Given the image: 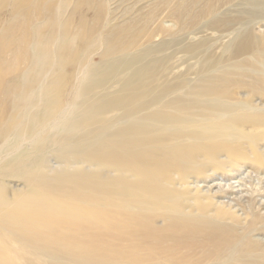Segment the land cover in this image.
<instances>
[{
  "label": "bare ground",
  "instance_id": "6f19581e",
  "mask_svg": "<svg viewBox=\"0 0 264 264\" xmlns=\"http://www.w3.org/2000/svg\"><path fill=\"white\" fill-rule=\"evenodd\" d=\"M85 1L90 9L96 8L95 19L82 15L76 26L85 31L89 39L95 33L102 49L98 51V61L81 66L89 77L83 88L88 99L72 108L73 116L66 124L71 127L82 124L83 119L74 117L78 108L77 115L83 114L85 120L100 116L99 123L70 139L65 150L56 153V165H48V160L42 159V169L35 179L55 185V191L50 189L53 186L48 188L55 197L46 188L45 193H35L41 197L45 194V201H42L45 195L42 200L29 195L27 189L32 184L29 182L25 183V192L19 194L0 187V205L7 203L6 209L16 202L25 205L26 212L21 210L17 216L13 215L25 218V214L35 210H29L30 207L35 204L37 212L38 203L39 206L44 203L42 214L34 217L31 212L30 217H26L32 219V223L34 220L35 224L30 227H38V231L47 227L49 229L44 230L47 238L53 236L50 240L55 238L61 248L64 244L77 249L75 253L57 249L49 254L41 247L35 249L38 255H46L45 261L50 263L59 264L64 259L77 264H152L158 256L148 258L146 252L144 256L148 259H143L144 251L140 252L151 247L148 248V244H152L148 234L159 235L163 229L183 228L181 224L187 220L208 223L230 218L244 233L235 236L233 227L221 226L229 239L216 253L200 259L199 264H264V238L254 235L262 227L257 225L253 213L245 212L244 216L238 213L250 203L246 184L242 178L231 182L237 177L235 172L240 170L241 164L252 162L264 170V0H108L107 14L103 5L95 6L93 0ZM27 2L16 0L14 3L17 10L26 8L23 10L26 11L25 19L16 25L23 31L19 35L9 32L3 37L6 43L0 45V55H3L0 58V88L3 68L13 65L12 74L16 75L25 62L27 33L24 28L39 24L48 16L38 13L37 7H25ZM80 2L83 4L84 0ZM133 6L137 11L145 9L146 13L124 16ZM166 19L171 23L165 24ZM213 47L219 48V56ZM178 60L186 62L183 71L178 69ZM227 60H234L235 64L227 65ZM232 70L238 76L240 90L236 93L231 89ZM48 73L31 90V94L40 95L42 101ZM119 74L124 75L117 82V90H109L112 87L109 81ZM245 77L250 79L246 81ZM93 88L99 91L88 97ZM43 105L47 107L46 99ZM37 107L28 108L26 116ZM62 115L53 121H58ZM23 138L27 139L25 136L20 139ZM9 148H0V155ZM9 160L3 158L1 165ZM216 180L219 181L215 183ZM222 193L231 201L219 200ZM52 198H58L60 203ZM256 203L264 209V200L259 198ZM249 216L251 219L247 220ZM157 219L161 221L157 223ZM85 225L98 231L103 227L105 231L109 229V234L106 231L108 235L103 236L113 238L110 243L113 248L105 249L103 242L106 241L101 242L99 238L95 239L98 242L93 237L90 239L94 242L82 240V236L87 235L81 234L80 228ZM184 228L188 230L189 227ZM74 229L81 237L78 239L74 233L76 242L71 240L73 233L70 237L67 235L69 239L64 233L74 232ZM132 229L140 237L141 231H144L141 234L148 233L149 243L141 238L132 237L136 240L127 243L122 239L126 253L120 251L123 255H116L119 239ZM34 230L31 229L32 233ZM38 231L36 228L34 234L39 235L41 231L39 234ZM49 242L53 243L48 241L47 246ZM199 242L200 248L202 242ZM57 243L53 246L59 245ZM24 244L31 247L28 242ZM188 244L189 247L191 243ZM192 244L191 247L195 245ZM193 252L196 251L193 249ZM160 255V262H169Z\"/></svg>",
  "mask_w": 264,
  "mask_h": 264
},
{
  "label": "rangeland",
  "instance_id": "374dc122",
  "mask_svg": "<svg viewBox=\"0 0 264 264\" xmlns=\"http://www.w3.org/2000/svg\"><path fill=\"white\" fill-rule=\"evenodd\" d=\"M15 1L16 0H0V45H3V43H6L3 40V37L5 35L10 34L9 32H13L16 35H19L23 31L21 28L16 27V25L21 23L25 19L26 11H23V10H25L26 8L24 7L21 8V11L17 10L16 8H14ZM78 1L80 2L81 0H28L27 5L25 6V7H28V6L37 7L38 13L41 12V14L44 15L43 17H45V15H48V16L46 17V19L42 20L39 24L33 23V24H30L28 27L24 28V30L27 33V42H26L27 47L25 50L26 51L25 62L23 66H21L22 68L21 71L17 72L16 75H13L12 72L15 67L13 65H6L3 68V72H2L4 74V77H3L1 88H0V148H2L3 146H10L11 149L9 148L3 151V154L0 155V187L3 188L5 191L7 190V192L14 191V193L16 194L17 193L19 194L20 192H25V187H26L25 183L28 184L29 182H31L32 184H29L30 186L27 189L28 194L35 195L36 198H38L39 200H42L45 194H42V197L40 194L45 193L46 192L45 190H48V192H50L48 189L50 183L48 184V182H46L45 184L46 185L48 184L47 185L48 187L47 186L45 187V184H43V182L45 181L40 180V179L38 181V179H35V176L37 175L39 169L40 168L42 169L41 167L42 159L46 158L48 160V165H56L57 164L56 163V160H57L56 153L59 151L65 150L66 143L68 141H71L70 139L73 140L77 138L81 134L83 129H86L90 126H95L97 123H99L97 120H100L99 118L100 116H95L93 120H85L83 114L77 115V113H80V109L78 108L76 109L77 112L75 111L74 117L78 116L80 119H83L82 124L79 127L77 126L71 127L70 124L68 123L66 124V121L70 119L71 115L73 114L71 113L72 108L75 105L77 108L78 105L82 103L84 99L87 98L86 94L83 93V88L85 84L87 83V81L89 80V77L85 76L86 74L84 73V70H83L84 68L82 69L81 66L85 65L84 67H87L86 65H88L90 61H94V62L98 61L99 60L98 51L99 50L101 51L102 49L101 47L102 43L100 41L98 42L96 41L95 33L93 35V38L89 39L86 32L83 30L80 31L79 28H77L76 26L79 22L78 21L79 17H81L82 15H85L90 20L95 19L94 11H96V8L94 7L90 9V7H88V5L85 4L87 3L85 0L83 4L82 2L79 3ZM92 3L95 6H97L98 4L103 5L105 9V14L108 13V8H109L108 0H102V1L93 0ZM132 3L134 4V2ZM54 9L56 10V12ZM145 13H146L145 9L137 11L136 8H134L133 6L127 12L124 13V16L134 17V16L143 15ZM58 14L61 17H59ZM96 23H97V26H99L98 25L99 22H96ZM169 23H171L170 19H166L165 24H169ZM213 49L217 56L221 54V51L219 50V48L213 47ZM93 50H94V53H93ZM2 56L3 55H0V58H2ZM13 61H14V58H13ZM181 61L182 60H178L177 62V64L179 65L178 66L179 71H183L186 66V62H181ZM225 62L227 65H231V66L235 64L234 60H227ZM76 67L78 68L76 69ZM75 69L77 73H75ZM231 72L232 74H230V78L232 79L231 83L233 84L231 86V89H232V92L236 93L237 91L240 90L237 86V84H239L237 83L238 76L235 70H232ZM46 73H48V75L46 79L47 81L45 80V84L43 85L45 88L43 90V95H42L43 101H42L41 99H39L40 95L37 96L36 93L32 95L31 90L36 87L39 80H41V78L43 79L42 76L45 75ZM121 75H124V74H119L118 76H114L112 78L113 80L111 79L109 81V84L112 85V87H109V90H114V89L117 90L118 88L117 82L119 81ZM249 79L250 77H245L246 81H248ZM107 86L109 85L107 84ZM98 91H99V88H93L92 92L90 93L88 97L93 96ZM58 95L60 97H58ZM45 99L47 100V103H48L47 107L43 105ZM32 106H38V107L37 109L32 111V113L29 114V116L27 117L26 116L27 109L28 108L30 109V107ZM61 113H63L62 117L58 121H53ZM21 136H25L27 139L25 138L20 139ZM3 158H10V160L7 163L1 165L2 163L1 161L3 160ZM245 162H248V161H245ZM248 163L249 164H241L240 170L238 172H235L237 174L235 176L237 177L232 178L233 180L231 179V182H234V180L237 181L239 178H242L244 181L243 183L246 184L245 190L247 191V193L246 192L245 193L246 195L248 194L250 195V199H249L250 203L243 209V211H239L238 213L239 214L242 213L241 216H244L245 212H248V214L253 213V215H255L256 217L255 219H257V225L260 224V226L262 227V230L256 231L254 235L258 238L259 237L264 238V214H262L264 209H261L260 207H258L256 203V200L259 198L261 200H264V195H261V194H264V170H260L258 166L255 165V163H252V162H248ZM259 177L261 179H259ZM218 181L219 180H216L215 183H217ZM39 183L40 185L42 184L41 187L40 185H38ZM199 184L202 185L203 183L200 182ZM235 184H237V182ZM50 186H53V188L50 187V189L53 190L55 185H50ZM36 192H40V194L37 193L36 195L35 194ZM50 193L52 197L56 196V195H52L53 194L52 192ZM45 199H46V195L42 201H45ZM52 199H54L55 202L56 201L59 202L58 198L56 199L52 198ZM218 199L224 200L227 202L231 201V200L229 201V198L225 197L223 193L220 197H218ZM207 201L208 199H206V202ZM42 203L40 205L41 207L39 206V203H38L37 206L41 210L37 208L39 210V211L37 210V212L35 211L36 210L35 204H34V207L32 208L30 207L29 210H32L34 208L35 212L29 211L27 214H25L26 217L27 218L30 217L31 212L34 215V217L36 216L37 213L42 214L43 213L42 205H44V203L43 204ZM5 205L7 206V203L5 202H3V204L0 205L2 207L1 208L2 211L0 214L1 215L0 216L1 218L0 232H2L1 234L2 236H0L1 238L0 239V259H2V261H0V264H6L7 262L8 264L9 263H13V264H55V263L46 262L45 261L47 259L46 255L40 256L36 253L35 249L39 247H41L42 249H45L48 252V254L53 251H58V250L66 251V252H70V250L71 251L73 250L72 253H75L77 251L76 248L74 249L71 246L73 248L72 249L71 247H68V245L65 246L64 244H61L62 246L61 248L60 243L55 242L56 241L55 238L50 240V238L53 237L51 235H49L50 237L47 238L48 235L47 237L44 235V232H45L44 230L47 227L43 226L44 228L42 230L40 229L39 231H38V227H36L38 234L41 231L40 234H43V236L40 234L39 235L34 234L36 232L35 226H34L35 230L34 228H32L33 226L30 227L31 225L35 224L34 220L32 223L31 222L32 219H29L30 220V223H29L27 222L28 219L26 217L25 218L21 217L23 215H21L18 218L16 217L17 214H19L18 212H20L21 210L22 211L26 210L25 205L19 204L16 202L15 204L11 205L10 209H6ZM15 214L16 216H13ZM22 218L25 221H23ZM249 219H251V217L248 218L247 220ZM160 221L161 219H157V223H159ZM186 222L181 224L183 228L181 226H178V227H181L180 229L182 230L174 227V229L172 228L163 229L159 235L157 234L151 235V234L146 233L148 234V239L150 240V242H152V244L149 243V240L147 239L146 234H141V232L143 233L144 231L140 232L141 237L137 234V232L134 229L129 230L128 233L126 231L125 235L123 237L121 236L122 238L119 239V237H117L119 239V243H121L122 246H120V244L118 243V246H117L118 249L116 248L118 251L117 250L116 251L118 253L120 251L122 253L125 252L124 251L125 245L123 246V244H125L124 243L125 239L127 243L131 240L132 241L136 240L134 238H137V239L141 238L142 240L144 239L143 242L147 244L149 243L148 248L150 246L158 248V250H156L155 248L150 247V249L144 248L140 251L141 253L144 251L142 253L143 255H141V258L143 259H148L152 257L153 255L156 257L158 256V258H156L157 261H153L152 264H157V262L159 261L158 259H159L160 253H161L160 257L163 256L166 259L168 258L167 260L169 262H166V260H162L163 262H160L161 261V258H160V261H159L160 263L158 262L159 264H196L197 260H198L197 263L199 264V262L203 258L210 255L211 253L212 254L216 253L220 249V247L223 248L222 246L224 242H226L227 239H229V236H227V232L224 231V229L223 230L220 229L221 226L230 225L231 228L233 227L234 229L233 233L235 236H239L244 233V232H241L243 231V228H241L240 226H234L233 223L235 222L230 220V218H222L219 222L209 221L208 223L207 222L204 223L203 221L200 222L198 221V219L189 220L188 221L189 223L188 222L186 223ZM187 224L189 226H187ZM161 227L165 228L163 227V225H161ZM184 227H187V228L189 227V228L188 230H185L186 228ZM190 227H191V230H190ZM83 228L85 229L84 230L85 232L82 231ZM103 228H100V229L98 228L99 229L98 231L94 227L91 229V226L87 227L85 225V227L80 228V233L81 234L85 233L84 235H87L86 237L81 235L83 238L79 236L80 233H79V230H77L79 229L78 227L76 228V230L78 231L79 235L76 234L75 229H74V232H71L70 230L72 229H70L68 231L69 234H67L66 231L64 233H66L65 235L66 236L68 235L69 237H70V233L71 235L72 233L73 234L75 233L78 239L81 238L82 240L84 241L87 240L88 242H90L92 239L95 240L99 238L101 242L103 240L106 241V242H103L106 245L105 249H109V247L112 249L113 247L110 245V243L113 242V240H111L113 238L111 237L110 239L109 236H107V238L104 237L105 235L109 234L108 232L109 229L107 230L106 228V231L108 232V234H105L106 231H105V228L104 229ZM31 229L34 230L35 232L32 233ZM89 230L90 231L96 230V231L88 232ZM186 231H189V233H187ZM98 232H100V234H98ZM131 232L132 234H130ZM13 233H15V235ZM31 233L34 236V238L36 237L35 239L31 235ZM45 234H47V231L45 232ZM75 234H74V237L71 236V238L73 237V239L71 238L70 239L76 242L77 238H75ZM120 234L122 233L120 232ZM94 235H96V238H94L95 237ZM208 236L210 239H208ZM132 237L134 238L131 239ZM174 237H175V240H173ZM179 238L184 240L185 245H182L183 243L180 242ZM122 239L124 242L122 241ZM185 239L188 240L187 242L189 244L193 243L192 245L194 244L195 245L191 247V244H190V246L188 247L186 245L188 243L185 241ZM94 240L92 241L94 242ZM211 240H213L214 242H217L218 244L216 243L215 245L213 241ZM48 241H51V242L53 241V243L55 244L57 243L59 245H56L58 246L56 247V246H53L55 244L49 242L48 243L49 246H47ZM161 241H162V244H161ZM197 241L198 243H196ZM199 241L202 242V244H200V248H199V243H200ZM19 242L22 244H19ZM25 242L26 243L28 242V245H31V247L27 248V246L24 244ZM75 242H72V243H75ZM178 242H180L181 244ZM39 243H42V244L39 245ZM50 244L52 247L50 246ZM43 245H46V247ZM212 245L216 247L213 248ZM21 246H24L25 248L24 247L22 248ZM181 246L182 247L184 246L183 247L184 250H181L182 249ZM185 247L187 248L185 249ZM46 248L50 250L48 251ZM51 248H53V250ZM192 248L194 249V251H196L195 253L193 252ZM30 249H32L33 253L34 254L36 253L37 255L30 253L31 252ZM179 250L181 252H178ZM185 250L187 253H185ZM204 250H207V251H204ZM157 251L159 252V254L156 253ZM117 252H116V255L118 256L122 254L121 252L120 254H118ZM144 254L147 257L148 256L150 257L145 258L146 256H144ZM182 260H186V261H182ZM9 261H12V262H9ZM59 262H60L59 264H77L75 262H71L69 260H64V259H61Z\"/></svg>",
  "mask_w": 264,
  "mask_h": 264
}]
</instances>
